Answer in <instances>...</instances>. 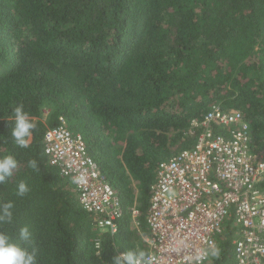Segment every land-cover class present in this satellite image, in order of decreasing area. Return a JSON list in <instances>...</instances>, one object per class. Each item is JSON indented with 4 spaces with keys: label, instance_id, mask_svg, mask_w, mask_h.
Here are the masks:
<instances>
[{
    "label": "trees",
    "instance_id": "trees-1",
    "mask_svg": "<svg viewBox=\"0 0 264 264\" xmlns=\"http://www.w3.org/2000/svg\"><path fill=\"white\" fill-rule=\"evenodd\" d=\"M20 104L36 125L28 148L12 136ZM212 104L240 111L264 154V0H0V159L18 162L0 184V210L14 204L0 233L23 246L27 227L36 264H112L115 254L146 250L157 167L195 145L201 129L191 122ZM61 122L116 193L118 233H98L49 164L44 134ZM235 232L229 218L216 239L221 257L206 264H235Z\"/></svg>",
    "mask_w": 264,
    "mask_h": 264
},
{
    "label": "built area",
    "instance_id": "built-area-1",
    "mask_svg": "<svg viewBox=\"0 0 264 264\" xmlns=\"http://www.w3.org/2000/svg\"><path fill=\"white\" fill-rule=\"evenodd\" d=\"M213 126L225 133L215 134ZM191 128L201 129L195 145L157 167L146 217L149 234L143 238L146 250L157 264H192L189 257L216 244L232 218L235 264H264V155L252 148L248 123L240 111L212 104ZM43 150L49 164L73 184L94 229L113 235L112 225L118 226L122 217L120 201L80 135L61 122L47 129ZM94 248H100L99 239Z\"/></svg>",
    "mask_w": 264,
    "mask_h": 264
},
{
    "label": "clouds",
    "instance_id": "clouds-1",
    "mask_svg": "<svg viewBox=\"0 0 264 264\" xmlns=\"http://www.w3.org/2000/svg\"><path fill=\"white\" fill-rule=\"evenodd\" d=\"M15 127L12 130V136L15 143L20 148H28L30 145V138L36 125L31 122L30 115L24 111L23 104L14 108ZM30 166L38 171V162L30 161ZM18 162L14 156L8 155L0 159V184H5L9 178L14 174L17 169ZM30 192L26 182H20L18 186L17 195L25 197ZM14 204L8 202L3 204L0 210V223L9 224L13 222ZM113 234L119 232L117 225H112ZM19 239L20 244L13 243L11 238L6 233H0V264H36L37 250L32 248L33 240L32 234L27 227L20 230ZM219 259L221 257V249L215 244L210 242L208 249H201L195 252L194 255L189 257L192 264H204L209 258ZM112 264H157L155 255L147 250H128L123 253L115 254L112 257Z\"/></svg>",
    "mask_w": 264,
    "mask_h": 264
},
{
    "label": "rangeland",
    "instance_id": "rangeland-1",
    "mask_svg": "<svg viewBox=\"0 0 264 264\" xmlns=\"http://www.w3.org/2000/svg\"><path fill=\"white\" fill-rule=\"evenodd\" d=\"M47 114H48V110H46V109H44V111H43V113H42V121H45V119H46V117H47ZM261 154H263V153H261ZM264 155V154H263ZM137 210V209H136ZM138 214H139V211L137 210V215L133 218L134 219V226L138 229V225H137V221H136V217L138 216ZM97 231V230H96ZM98 233H99V231H97ZM235 237H236V235H235ZM234 240H235V238H234ZM142 242H143V239H142ZM209 260H210V258H209ZM209 260H208V262H209Z\"/></svg>",
    "mask_w": 264,
    "mask_h": 264
}]
</instances>
